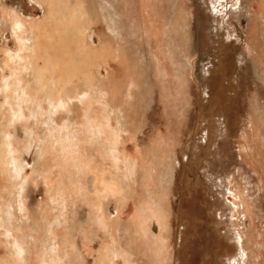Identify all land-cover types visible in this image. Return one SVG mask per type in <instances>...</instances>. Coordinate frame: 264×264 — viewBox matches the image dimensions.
Listing matches in <instances>:
<instances>
[{
	"label": "rangeland",
	"instance_id": "obj_1",
	"mask_svg": "<svg viewBox=\"0 0 264 264\" xmlns=\"http://www.w3.org/2000/svg\"><path fill=\"white\" fill-rule=\"evenodd\" d=\"M141 3L152 9L161 48L172 56L168 76H155L144 64L148 36L139 38L140 28H133L143 23ZM260 3L197 0L191 27L201 41L195 56L193 29L187 24L172 29L169 1L161 8L155 0H0V264H70L75 253L69 244H106L111 239L118 244L106 231L92 239L95 227L83 224L92 212L103 214L110 226L119 214L122 221L130 216L137 255L145 254L147 244H156L151 261H139L135 254L131 264H226L222 245L236 244L244 257L239 243L243 227L257 239L262 253L258 260L264 264V246L257 244L264 239V22L258 24L252 15ZM75 7L80 14L71 18ZM16 13L24 24L18 40L11 33ZM251 17L254 48L245 30ZM174 36L184 39L191 76L202 68L207 75L210 68L212 89L194 94L191 85L186 88L182 77L173 75L179 73ZM225 47L234 60L222 69L223 62L214 55ZM177 55L183 58L182 52ZM255 62L261 71L253 90L246 87L253 84L250 63ZM109 69L119 87L113 96L103 80ZM4 87L30 96L18 104L19 119L11 116L10 104L16 99H5ZM59 93L64 101L50 113V101ZM101 111L112 132L106 137L119 138L116 162L108 159L112 145L97 125ZM192 115L195 128L187 140ZM26 129L34 140L28 154L21 146ZM7 132L22 143L12 145L26 162L21 182L6 161L2 139ZM226 170L233 175L226 177ZM102 176L116 182L114 195L102 197L97 184ZM122 194L115 204L113 199ZM184 220L189 226L181 230ZM134 225L140 226L139 236ZM28 235L31 245L23 244L26 249L19 257L13 239Z\"/></svg>",
	"mask_w": 264,
	"mask_h": 264
},
{
	"label": "bare ground",
	"instance_id": "obj_2",
	"mask_svg": "<svg viewBox=\"0 0 264 264\" xmlns=\"http://www.w3.org/2000/svg\"><path fill=\"white\" fill-rule=\"evenodd\" d=\"M151 1L153 2V0H151ZM155 1H158L159 2V5H160L161 8L163 6H165V4L168 3V1L170 2L169 11H170V16H171V20H172V29L174 31L177 30V27H180L183 24H187V25H189L191 27L192 22H195V18H194L193 14H192V8L197 9V0H155ZM136 2H137V0H136ZM73 9L74 10H71V15H70L71 18H75L77 16V14H80L78 8L75 7ZM144 9H145V11H143ZM144 9L142 8V3H141L140 4V10L142 12L141 13V17H142V20H143V23L141 24L142 26L140 27V25H136V24H134V26H133V28H138V27L140 28L141 33L138 34L139 38L141 36H144L145 33L148 36L147 47L145 48L146 51H147V53H146L145 56H143L144 57V64L146 66H148L151 69L152 72H154V75L155 76L156 75L159 76V74L164 75V76H168L170 73H172V71H171V66H172V62H173L172 61V56L170 55V53L168 51H167V53H165L163 51V49L161 48V44L162 43H161V41L159 39V34H160L159 31L160 30H159L158 26L156 25V23L153 22V20H154L153 17H152L153 16V13H151L152 9L149 8L151 11L148 8H145V7H144ZM252 15L254 16L255 20L257 19L256 22L258 24H260V22H264V0H261L259 9L257 11H253L252 12ZM61 18H63V17L61 16ZM196 19L198 20L197 17H196ZM22 21L23 20L18 15V13H16V17L12 19V23H11L12 32L11 33L13 35H15V37H16L17 40L20 37L19 34L22 32V30L24 28V24H23ZM79 23H81V22H78V24ZM78 24H77V26H78ZM196 24L198 25L199 23L197 22ZM83 25H84V23H81L80 26L83 27ZM81 27H80V29H83ZM191 28L193 29L192 33L194 35V40H193V42H194L193 47L194 48L192 49L193 50V53L192 54H194L195 56H197L198 51L200 50V41H201V39L199 37L198 30H196V32H195L194 31V28L193 27H191ZM84 29H85V31H87V28H85V26H84ZM84 29L82 31L83 33L85 32ZM129 29L132 30L131 28H129ZM195 29H196V26H195ZM245 30L249 34V44L252 46V48H254V43L256 41V39H255L256 38L255 37L256 36L255 35L256 34V24L253 23V18L252 17L250 18V21L247 24ZM82 32L80 31L79 33L82 34ZM78 37H80V36H78ZM83 39H81V40H83ZM174 41H179V43H175L174 46H173V47L176 46V48H177V50L175 48L173 52H174V56H175L174 59L176 61V64H178V66H179V73L173 74V75L176 78H181L182 77L184 83L187 85V86L185 85L186 88H189L190 87L189 85H191V87H192V91L191 92H193L194 94H196V92L198 94H201L200 90L201 91H203V90L205 91V88L212 89L213 84H211V85L208 84L209 78L211 77V75L209 73L210 72V68L208 66L206 67V73H207V75L204 73L205 70H203V68H202L201 69L202 71H200L199 73L195 74L194 76H191L192 61L190 60V56L188 57L187 55H185V53H186L187 50L185 49V46L186 45H185L184 39L182 37H180L179 40H176L175 39V36H174L173 42ZM83 46H84V44H83ZM180 46H181L182 50H180L181 49ZM152 47L154 48L155 53H152ZM218 50L219 51H217V53L214 56H215V58H217V60L219 62H223V64L220 67L221 68L222 67L223 68L225 67V69L226 68H230L231 63L234 60L233 53H230L228 51L227 47L222 48V49L220 48ZM181 52L183 53V58L184 59L183 58H179L180 56L177 55V54H179ZM210 64H211V62H210ZM250 64H251L250 65L251 66V69L250 70H251V72L254 75L253 76L254 81H253V84H251L249 82L251 84V86H247L246 88H248V89L251 88V89L255 90V85L256 84L259 85V83H258L259 81H256V78H257V76H260L259 71H261V69H263L262 70V74L264 73V68H261V69L257 68L258 66H256V62L255 63H250ZM240 65H238V69H241V66ZM100 67H102V65ZM185 68L187 69V72H188L187 73V76L188 77L191 76L189 78V80H185L184 77L182 76V72L181 71L183 69L186 71ZM238 69H236V70H238ZM229 74H227V80H229V77H230ZM250 76H252V75H250ZM103 78H104L103 80L106 83V85L109 86L110 96H113L118 91L119 87H118L116 81H114V76H113V73L111 72L110 69L106 71V73H105V75H104ZM238 83H241V82L238 81ZM241 86H242V84H241ZM153 87H154V90L157 88L156 83L153 85ZM263 87H264V85H263ZM154 92L158 93L157 90H155ZM14 93H15V95H14ZM4 94H5V96H4L5 99L6 98L8 99L9 96L10 97H14L16 99V101L14 100V102H11V104H10V111H11V116L12 117L19 119L20 118V113H19L20 112V109H19L18 104L20 102H24V100H23L24 98L25 99H29L30 96L28 95V93L27 94L26 93L23 94V92L22 93H18L15 90H12V92H11V89H8V88H5V87H4ZM47 95H50L51 97H53L51 95V93H49ZM62 95L63 94L59 93L57 95L58 98H57L56 101H50L51 102L49 104V112L50 113H52L53 110L55 111L56 107H58L59 105H62V103L64 101V97H63L64 95L63 96ZM205 108H206V105L204 103H203L202 106L200 105V107L198 108L202 112V116L201 117H203V115H204ZM190 110H191V108H190ZM193 117H194V115H192V117H190L189 119H187V123H188L189 127H188V129L186 128L187 129V132L184 133L185 139H187V140L190 139V132H192L191 130H193L195 128L192 125V123H193V121H192ZM97 125L99 126V130L102 133H104L103 139L105 141L108 140V143L112 145V149L108 153V159L111 160V161H113V162H116L117 155H115L114 150L116 148V145L119 142V138L117 137V135H108L106 137V134L107 133L111 134L112 132L110 133L107 130L108 129L107 128L108 124H107V121H106V114L105 113H102V111L100 113H98V122H97ZM31 132L32 131L29 130V129H26L25 130L24 134L26 135V138H25V141L23 142V144L21 143L22 145L15 139V136L9 135L8 132L5 135V137H3V139H2L3 149L7 153V155L5 154V157L7 159L6 161H7V164H9V167L11 168V171L10 172H13V174H15L17 176V178H19L20 182L24 180L23 169H24V167L26 165V162L23 159L21 160V159L18 158L19 155L12 149V145H14V144L15 145H18V146L21 145L22 146V151L27 152V154H28V152H30L31 144H32L31 143V139H32V137H31L32 136L31 135L32 133ZM200 139H203L204 140V137H201ZM33 141L34 140L32 139V142ZM192 142L193 141L191 140V143ZM198 143L199 142H197L196 147L197 148H200V144H198ZM39 147H38V149H40L39 151L41 152L43 149H41ZM37 152H38V150H37ZM3 158H2V161H4V159H5V158L4 159ZM133 172H134V170L132 169V167H130L129 168V173L130 174H133ZM11 175H12V173H11ZM232 175H233V173L231 171H229V172L227 171L225 173V176L226 177L227 176L229 177V176H232ZM15 179H16V177H15ZM129 179H130V182H133V180H134L133 177L131 178V176L129 177ZM97 181H98L97 184H98V187H99V190L101 192L102 197L104 195H114V190L116 189L117 184H116V182L113 179H110L109 180V179H106L105 177L102 176ZM175 184L178 185V183H175ZM131 185H132V183H131ZM121 192H123V191H121ZM18 194H19V192H18ZM123 198L124 197H123V194H122V196L115 197L113 199V201L116 204V203L122 201ZM22 207H23V204L21 202H19L18 203V210H21ZM93 211H95V210H93ZM8 213H9V211H8ZM92 213H93L92 217H89V215L86 216L85 220L83 221L84 226H87V227L93 226V227H95V231L93 230L94 237L95 238L98 236L97 235V232H99V231L100 232L101 231H103V232L106 231L107 237H108L109 231H108V228L107 227H109V226L107 224L106 217L103 214H101V213L100 214L99 213H95V212H92ZM9 215L12 216L11 212L9 213ZM118 219L119 218L116 217V219H114V220H116L118 222L119 221ZM10 223H8V224H10ZM194 224L196 226V223H194ZM181 226H182L181 227V230H185L187 228V226H189V222L184 220L181 223ZM204 227H205V229L207 231L209 230V227L206 226L205 224H204ZM243 228H245V227H243ZM243 228H241L240 229V232H239V233H241V234H239V243H240L241 248L244 249V257H243L244 259L242 258V254L239 253V249L237 248L236 244H231L230 246H227L229 244H227V245L225 244V245H222L223 247L221 249H219V250L223 252V253H221V255L222 254H225V257L226 258L225 257L224 258L226 259V264H260V260H258V258L261 257L262 253L260 251V248L259 249L258 248L256 249V245L255 244H256V240L257 239H255V237H254V235H253V233L251 231L247 232L248 229L247 230H244ZM86 229H83V230H86ZM200 229L203 231L204 228L201 227ZM91 230H92V227H91ZM196 231H197V229L195 227L194 232H193V236L196 235ZM88 232H89V230H88ZM87 235H90V233L87 234ZM199 235H200V233H199ZM260 235L261 234L259 233V236ZM31 236L32 235L26 236L25 240L24 239H21L20 240L18 238H14L13 239V247H14V251H15V253H16L17 256L22 257L23 252L26 249V246L23 245V244H26L27 243V244L31 245V239H33ZM205 238L207 239V242H208V241H210V239L212 237L210 238V235H209L208 237H205ZM258 240H259V242L257 244H261V247L264 246V244L260 243V241L263 242L264 239L262 240V237H261ZM113 244L114 243H113L112 239H111V243L110 244H109V242L106 243V244L101 243V244H96V245H93V244H69V246H70L69 247V249H70L69 251L73 250L72 251L73 254L75 253L74 259H72L73 257L68 256L70 259H72L70 264H115V258L116 259L117 258L122 259L123 264H131L130 256L131 255H135V254L137 255L138 254V248L134 244H119V242H118V244L115 243L116 244L115 247L113 246ZM206 244H209V243H206ZM122 245H125V247L124 246H123L124 248L121 247ZM93 248H96L99 251H95V249H94V251L96 252V254H94V251H92ZM25 254H26V252H25ZM207 254H208V252H207ZM67 255H70V254H67ZM210 258H211V256H210ZM246 258H248V260ZM223 262L225 263V261H223ZM67 264H69L68 261H67Z\"/></svg>",
	"mask_w": 264,
	"mask_h": 264
},
{
	"label": "crops",
	"instance_id": "obj_3",
	"mask_svg": "<svg viewBox=\"0 0 264 264\" xmlns=\"http://www.w3.org/2000/svg\"><path fill=\"white\" fill-rule=\"evenodd\" d=\"M125 211V210H124ZM126 213V212H125ZM127 215V214H125ZM180 215V214H179ZM178 215V216H179ZM130 218V216H129ZM129 218L127 219H124L123 221L120 219V214H119V226H117V221L113 220L114 222L111 224V226L108 224V228H109V232L110 234L112 235V237L115 239V240H118L119 244H135V240L137 239L136 236L133 234L132 231V228H130V224H129ZM132 227V225H131ZM134 230H138L139 232L136 233V235L139 236L138 233H140V226H137L134 225ZM174 231H175V226L173 228V235H174ZM98 239V236L96 237ZM95 237H93L94 240H97ZM110 239V238H109ZM109 244L111 243V240L108 241ZM107 242V243H108ZM102 242L99 241L97 244H101ZM83 244H88V243H83ZM93 245H96V244H93ZM155 243L153 242V244H147V251H145V254L142 255H137V259L139 261H151L152 258H153V254H152V251L153 249L155 248ZM113 246L115 247L116 244H113ZM99 251L98 249L96 248H93L92 251ZM94 251V254H96V252ZM120 260H116L115 258V264H117L116 262ZM121 263V262H120Z\"/></svg>",
	"mask_w": 264,
	"mask_h": 264
}]
</instances>
